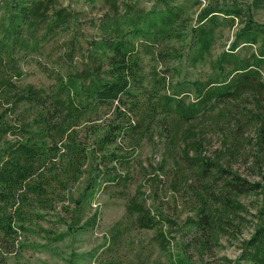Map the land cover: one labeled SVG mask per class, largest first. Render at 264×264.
Listing matches in <instances>:
<instances>
[{"label":"trees","instance_id":"1","mask_svg":"<svg viewBox=\"0 0 264 264\" xmlns=\"http://www.w3.org/2000/svg\"><path fill=\"white\" fill-rule=\"evenodd\" d=\"M104 1L110 12L88 39L80 15L55 0H0V255L21 253L22 237L41 235L40 220L66 211L68 197L78 212L101 186L128 189L122 147L150 141L163 145L157 179L167 177L188 214L180 225L167 217L150 179L152 204L140 198L141 187L127 204L135 225L176 226L203 257L221 237L243 234L250 215L240 261L264 264V24L237 2L156 0L146 10L139 0L123 9ZM190 2L199 7L195 16ZM236 21L229 49L215 55L219 30ZM254 46L248 56L240 52ZM32 63L49 84L26 81ZM203 68L204 78L193 75ZM209 129L223 141L208 155ZM243 159L246 176L234 168ZM163 230L161 249L169 243ZM178 264L193 263L183 254Z\"/></svg>","mask_w":264,"mask_h":264},{"label":"rangeland","instance_id":"2","mask_svg":"<svg viewBox=\"0 0 264 264\" xmlns=\"http://www.w3.org/2000/svg\"><path fill=\"white\" fill-rule=\"evenodd\" d=\"M131 1L136 0H118V3L123 9L122 4ZM155 1L139 0V4L146 10H150ZM213 1L220 4L237 2L244 10L252 12L255 21L264 24V2L256 6L253 3L254 0ZM55 2L58 7L68 8L80 15V19H78L80 20V29L88 39L97 36L96 25L99 24L105 14L110 12V4L104 0H55ZM204 3L207 4L208 2L204 1ZM190 5L192 6L191 2ZM198 10L199 7L192 6L189 8V13L195 16ZM239 28L240 23L236 21L234 26L226 25L219 30L213 52L215 55L229 49ZM257 51L258 46H254L240 52L244 56H248ZM161 69L162 67L159 66L158 70ZM26 70L27 82L37 86L49 84L35 64L32 63V65L27 66ZM207 71V68H203L201 71L199 70L197 75H193L197 78H204ZM262 71L264 74V67ZM207 132L206 153L209 155L214 153L222 144L223 134L212 129L207 130ZM245 132H247L248 138L252 137L253 130L246 129ZM122 150V154L125 155L124 163L131 174L128 189L116 186L104 189L101 186L100 190L96 191L93 203L85 205L78 212L68 197L65 205L69 208L66 211H62L60 215L55 212L48 213L45 220H40L41 235L27 234L23 236L22 241L26 244L25 249L21 253H9L10 250L7 249L8 251H4L0 255V264H178V258L183 254H186L193 264H246L240 261V249L242 240L248 238L252 233L253 218L250 215L246 216L247 221L243 234L233 233L231 237H221L218 247L204 254L203 257L197 254L190 238L186 234L183 237L176 226L164 227V230L160 229V225L153 230L138 228L128 213L127 204L137 194L139 187H141L140 198L147 200L148 204H152V200L149 199L148 180L156 179L159 189L157 206L163 210L167 217L179 225L187 217V201L181 194L170 189L171 186L167 182L166 176L157 179L160 173H157L156 170L163 152L161 142L146 141L137 148H129L125 145ZM251 150H249L250 155L254 154ZM233 162L234 168L240 170V173L245 176L249 173V167L244 159ZM90 166L89 164L88 171ZM102 169H104L103 165L100 166V170ZM88 176L87 173L71 192L74 198H78L85 190ZM101 182L103 181L101 180ZM87 221H90L91 225L86 226ZM69 225L73 226L75 230L69 231ZM116 226L120 233L114 237ZM161 230L167 232L164 234L169 240L164 249H161L157 239ZM62 234L64 237L60 240ZM183 247L186 248L185 251L182 249Z\"/></svg>","mask_w":264,"mask_h":264}]
</instances>
